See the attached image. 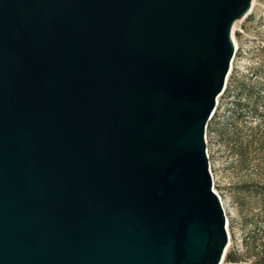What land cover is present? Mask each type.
<instances>
[{
    "label": "water",
    "instance_id": "95a60500",
    "mask_svg": "<svg viewBox=\"0 0 264 264\" xmlns=\"http://www.w3.org/2000/svg\"><path fill=\"white\" fill-rule=\"evenodd\" d=\"M253 0H0V264H221L206 130Z\"/></svg>",
    "mask_w": 264,
    "mask_h": 264
},
{
    "label": "rangeland",
    "instance_id": "374dc122",
    "mask_svg": "<svg viewBox=\"0 0 264 264\" xmlns=\"http://www.w3.org/2000/svg\"><path fill=\"white\" fill-rule=\"evenodd\" d=\"M233 28L235 53L227 84L264 82V0H255L250 13L236 21ZM232 101L250 100L239 98L237 93L222 95L216 105L218 117L211 122L209 129H212L206 130L213 187L227 219L226 256L231 254L236 259L229 262L225 256L222 264H264V194L254 193L255 189L264 191L260 188L264 185V124L258 128V141L249 147L247 154H241L251 134L250 126L259 124L260 118L257 120L247 112L237 122L240 138H235L230 124L237 107ZM260 111L264 115L263 106ZM213 129L225 132L222 136Z\"/></svg>",
    "mask_w": 264,
    "mask_h": 264
},
{
    "label": "trees",
    "instance_id": "16d2710c",
    "mask_svg": "<svg viewBox=\"0 0 264 264\" xmlns=\"http://www.w3.org/2000/svg\"><path fill=\"white\" fill-rule=\"evenodd\" d=\"M225 93L227 94H232L234 95L235 93H237V95L239 96V98H244V99H249L250 101L248 102H242V101H232V104L235 105L237 107V114L232 115L233 121L231 122L230 126L231 128H233L234 130V137L235 138H240V129H238L237 126V122L239 120H243L245 118V116H247L246 114H248L247 112H250V114H252V117H256L258 120L259 119V124L257 123L256 126H250L249 131L251 132V134L249 135V139L247 140V144L245 145L244 149H242V153L243 155L247 154V151L249 150V147L251 148L252 145L255 144V142L258 141V128L264 124V115H260V108L263 106L264 107V82L262 81H258V85H253V84H246V83H242L241 85H235L233 84V81L231 82V84H227L225 91L223 92L222 95H224ZM235 102V103H234ZM246 111V113H244ZM217 115H216V110L211 118V120L208 123L207 129L210 128V124L212 121L217 119ZM235 120V121H234ZM247 122V121H245ZM212 129V127H211ZM209 129V130H211ZM213 132H218L220 135L223 136L222 133L218 131L217 129H213ZM258 188V185H257ZM260 188H264V185H262V187ZM254 193L256 194H264V191H258V189H255ZM227 261L229 262H236V259H234L232 257L231 254H227L226 256ZM263 259V258H262ZM261 259H258V262H260Z\"/></svg>",
    "mask_w": 264,
    "mask_h": 264
},
{
    "label": "bare ground",
    "instance_id": "6f19581e",
    "mask_svg": "<svg viewBox=\"0 0 264 264\" xmlns=\"http://www.w3.org/2000/svg\"><path fill=\"white\" fill-rule=\"evenodd\" d=\"M254 1H255V0H253L252 5L254 4ZM251 8H252V6H251ZM250 11H251V9H250ZM249 13H250V12H249ZM233 30H234V28H233ZM233 41H234V37H233ZM234 45H235V44H234ZM231 65H232V63H231ZM226 80H227V79H226ZM226 86H227V82H226ZM221 96H222V95H221ZM221 96H220V97H221ZM220 97H219V98H220ZM219 98H218V100H219ZM217 103H218V101H217ZM215 192H216V191H215ZM220 200H221V199H220ZM227 249H228V246H227V248H226V251H227ZM225 256H226V253H225ZM225 256H224V258H225ZM224 258H223L222 262L224 261ZM222 262H221V264H222Z\"/></svg>",
    "mask_w": 264,
    "mask_h": 264
},
{
    "label": "built area",
    "instance_id": "2783aa9c",
    "mask_svg": "<svg viewBox=\"0 0 264 264\" xmlns=\"http://www.w3.org/2000/svg\"><path fill=\"white\" fill-rule=\"evenodd\" d=\"M206 152H207V155H208V149H207V151H206ZM208 156H209V155H208Z\"/></svg>",
    "mask_w": 264,
    "mask_h": 264
}]
</instances>
